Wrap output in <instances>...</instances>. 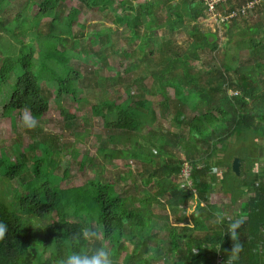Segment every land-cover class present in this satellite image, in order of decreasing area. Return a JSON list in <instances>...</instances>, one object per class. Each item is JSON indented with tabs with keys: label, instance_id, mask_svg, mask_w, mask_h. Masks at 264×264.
<instances>
[{
	"label": "trees",
	"instance_id": "1",
	"mask_svg": "<svg viewBox=\"0 0 264 264\" xmlns=\"http://www.w3.org/2000/svg\"><path fill=\"white\" fill-rule=\"evenodd\" d=\"M74 1L0 0V9L14 2L20 8L11 22L0 16V26L12 31L16 42L31 35V42L20 43L18 51L11 43H0V88L18 68L22 72L5 114L16 111L20 121L21 110L27 108L36 121L41 119L50 109L44 82L56 85L57 98L69 94L77 99L83 77L70 64L81 54L58 50L64 37H75L76 28L84 38ZM79 1L112 16L114 31L98 32V42L93 43V51L98 43L101 52L110 51L120 59L118 66L108 67L110 73L118 79L136 74L127 84L124 101L93 108L108 133L99 137L100 156L110 168L115 160L125 161L129 171L119 180L105 177V167L100 176L80 185H63L64 178L49 171L53 156L49 145L42 144V155L34 157L30 170L23 160L14 161L4 151L0 222L8 230L0 240V264H57L66 252L61 239L86 222L100 228L117 264H216L226 259L225 250L231 248L224 236L227 222H214L217 211L247 217L239 230L244 250L236 264H264V167H257L264 147V0L254 7H247L249 0L220 3L217 8L222 13L216 20L224 27L223 43L218 31L200 25L210 15L205 0ZM242 6L245 12L221 19ZM65 7L71 8L68 15L57 20ZM256 14L261 17L254 21ZM45 18L50 19L46 35L30 31L31 25L37 28ZM119 26L129 30L123 48L118 47ZM182 29L192 32L184 43L176 35ZM49 36L57 38L50 50L45 46ZM37 62L48 75H35ZM152 89L174 92L172 101L165 95L159 101L160 116L172 117L169 129L156 125L158 114L148 98ZM130 142L133 147L128 148ZM113 144L122 148H109ZM234 160L240 164L237 172L232 168ZM132 161L142 169L138 172L143 179L140 185L133 180L129 187L133 191L127 195L124 185L132 178ZM186 166L188 179L183 175ZM16 180L22 181L20 188L14 187ZM120 181L124 187L118 189ZM216 185L228 199L225 205L212 200ZM158 206L170 212L162 215L155 210ZM217 243H221L219 252Z\"/></svg>",
	"mask_w": 264,
	"mask_h": 264
},
{
	"label": "rangeland",
	"instance_id": "2",
	"mask_svg": "<svg viewBox=\"0 0 264 264\" xmlns=\"http://www.w3.org/2000/svg\"><path fill=\"white\" fill-rule=\"evenodd\" d=\"M15 2L10 6H6L4 9H0V16L6 22H11L16 13L20 11L19 7L14 6ZM74 7L80 9V15L78 21L84 26L81 34L84 36L83 39L80 38L79 34L81 29L76 28L73 31L72 39L64 37L61 40L62 44L58 45L59 52L75 53L76 55L81 54V58L74 57L71 60V68L78 74H80L83 79L78 84L79 93L76 98H73L69 94H63L59 98L56 97V85L49 82H44L42 84L44 94L50 100L49 111L37 122V126L32 130L23 129L19 121L18 114L16 111H12L9 114L4 113V108L8 104L13 86L16 83L17 76L22 72L18 68L12 75L7 84L0 88V156L5 153L12 160H23L29 168L31 169V163L36 155H42V144L49 145L53 156L49 160V171L55 172V176L64 178L63 185H68L70 183H76L78 185L100 176L102 172L101 168L107 167L106 162L100 156L98 151L103 142L100 138H106L108 135L107 130L104 128V119L102 116H95L93 114V108L102 103L108 101H116L117 104L121 103L127 98L126 88L127 84L131 85V81L135 73L124 75L122 79L117 78L116 73H110V68L116 67L120 64V59H118L112 52L103 51L101 52V45L96 44L93 51V43L98 42L97 34L100 31H114L115 25L112 20V16L106 13H101L100 11H92L88 9L79 0H75L73 3ZM228 8V7H227ZM71 8L65 7L62 13L58 14L57 20L68 15ZM220 12H222L220 10ZM31 13H29V19H31ZM260 14L253 16V20L260 18ZM50 19L45 18L39 24V27L31 25L30 31L34 32L37 36H44L48 32V24ZM217 22V23H216ZM219 23V24H218ZM202 27L207 30L218 31L221 39V43L224 41V27L216 20V16L212 17L207 15L206 19L200 23ZM18 28H16L17 32ZM21 31V27L18 32ZM119 43L118 47L123 48V39L129 35V30L125 26H119ZM33 34V35H34ZM177 39L180 42L189 41L192 32L190 29L181 30L177 32ZM31 36V35H30ZM27 35L26 37H21L18 42L12 36V31L7 28L0 26V43H11L14 45L15 51L21 48V44H29L31 42V37ZM161 36V31L159 32ZM34 37H36L34 35ZM57 38L49 36L46 42V49H52L56 44ZM39 53H37L38 55ZM107 57L102 59L101 57ZM101 60V61H100ZM38 63V62H37ZM124 66L128 65L127 61L123 62ZM58 67L56 66L55 69ZM69 68L70 72H73ZM68 71V69H65ZM34 73L39 75L40 72L48 75V71L43 70V65L41 63L34 64ZM73 76V75H72ZM116 76V77H115ZM60 77V76H58ZM114 78V79H113ZM117 78V79H115ZM135 78V77H134ZM136 90L135 86L130 88L131 93ZM152 95L148 96L151 101V105L158 114L156 125L162 129H169L172 124V117L164 118L160 116L163 112L162 105L159 101L162 99L163 95L168 97L170 101L174 98V92L172 89H168L166 93H160L152 89ZM69 112V113H68ZM192 114L191 111L188 112ZM68 114L69 117H65ZM110 135V134H109ZM100 137V138H99ZM39 144L41 146L39 147ZM133 147L132 143H128V148ZM122 148L120 145H111L109 148ZM24 151V152H22ZM262 158L257 164L258 168L264 167V147L260 150ZM84 157V160L82 161ZM83 162H85L83 164ZM125 162V161H123ZM121 160H115L114 168L107 167L105 177H117L120 180V174L126 173ZM131 162L133 175L132 178L128 177V181L124 186L128 187L127 195H129L133 189L129 188L134 183L141 184L143 176L139 173L140 167ZM243 167V166H242ZM215 173L216 170L214 169ZM212 177V175H210ZM123 182V181H122ZM15 188H20L22 181L16 180L13 183ZM121 186V187H120ZM121 181L119 182L118 189L122 188ZM123 186V187H124ZM212 200L216 204L225 205L228 199L224 196L222 190L216 185V193H214ZM155 209L156 212L160 214H166L170 212L169 208ZM235 208V207H233ZM227 213H229L227 211ZM160 235H165L164 231H160Z\"/></svg>",
	"mask_w": 264,
	"mask_h": 264
},
{
	"label": "clouds",
	"instance_id": "3",
	"mask_svg": "<svg viewBox=\"0 0 264 264\" xmlns=\"http://www.w3.org/2000/svg\"><path fill=\"white\" fill-rule=\"evenodd\" d=\"M20 126L26 130H32L37 126L36 119L31 115L30 110H21ZM191 209H189V212ZM215 224L224 225L227 228L224 236L231 241V248L226 251V259L222 264H236L240 254L244 250V244L240 240V229L247 219L244 215H232L224 211H217L215 214ZM7 225L0 222V240H3L7 233ZM62 243L66 252L60 256L57 264H117L115 254L107 245L106 237L98 226L92 222H86L77 231L63 237ZM216 252L221 250V243L215 245ZM197 249L194 251V254ZM155 255V252L151 253Z\"/></svg>",
	"mask_w": 264,
	"mask_h": 264
},
{
	"label": "built area",
	"instance_id": "4",
	"mask_svg": "<svg viewBox=\"0 0 264 264\" xmlns=\"http://www.w3.org/2000/svg\"><path fill=\"white\" fill-rule=\"evenodd\" d=\"M206 4L209 6V14L214 17L217 15H220V12L218 11V6L220 3H225L229 0H205ZM260 0H249L247 2V7H254L257 3H259ZM246 6H242L241 8L234 9L227 14L221 15V19H228L232 18L234 16H237L240 12H245ZM222 13V12H221ZM183 175L188 179L190 176V168L188 166L185 167ZM216 264H222V261L219 259Z\"/></svg>",
	"mask_w": 264,
	"mask_h": 264
},
{
	"label": "water",
	"instance_id": "5",
	"mask_svg": "<svg viewBox=\"0 0 264 264\" xmlns=\"http://www.w3.org/2000/svg\"><path fill=\"white\" fill-rule=\"evenodd\" d=\"M232 168L234 171H239L240 169V164H239V161L238 160H234L233 164H232Z\"/></svg>",
	"mask_w": 264,
	"mask_h": 264
}]
</instances>
